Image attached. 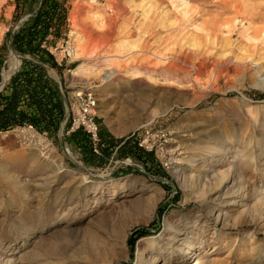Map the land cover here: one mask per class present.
Masks as SVG:
<instances>
[{"label": "rangeland", "instance_id": "1", "mask_svg": "<svg viewBox=\"0 0 264 264\" xmlns=\"http://www.w3.org/2000/svg\"><path fill=\"white\" fill-rule=\"evenodd\" d=\"M16 1L0 0V82L37 61L12 38L40 0ZM226 1L68 0L65 33L49 46L58 68L44 64L64 106L58 130L0 132V264L264 257V0ZM86 91L98 136L134 134L163 174L115 152L95 159L96 143L71 128Z\"/></svg>", "mask_w": 264, "mask_h": 264}, {"label": "trees", "instance_id": "2", "mask_svg": "<svg viewBox=\"0 0 264 264\" xmlns=\"http://www.w3.org/2000/svg\"><path fill=\"white\" fill-rule=\"evenodd\" d=\"M67 4L68 0H40L29 23L13 35L14 48L21 53L33 55L37 61L23 59L21 66L0 90V132L17 127H31L53 135L58 130L64 116V106L59 85L49 76L44 64L58 68L49 46H54L65 33ZM16 6H20L18 0ZM65 127H69V122ZM86 136L89 139L88 134ZM96 147L99 151H91V154L99 161L105 162L115 152L119 158L131 157L145 169L155 174H163L154 153L139 145L134 134L114 139L109 136L102 138L99 133ZM153 165L158 170H153ZM147 234L148 229L145 227L133 229L127 239L130 248L134 247L140 237Z\"/></svg>", "mask_w": 264, "mask_h": 264}, {"label": "built area", "instance_id": "3", "mask_svg": "<svg viewBox=\"0 0 264 264\" xmlns=\"http://www.w3.org/2000/svg\"><path fill=\"white\" fill-rule=\"evenodd\" d=\"M81 96V94H78ZM82 102L79 104L76 114L71 118V128H82L97 143L99 141V127L95 118V98L90 91L84 92L81 96Z\"/></svg>", "mask_w": 264, "mask_h": 264}, {"label": "bare ground", "instance_id": "4", "mask_svg": "<svg viewBox=\"0 0 264 264\" xmlns=\"http://www.w3.org/2000/svg\"><path fill=\"white\" fill-rule=\"evenodd\" d=\"M229 3H228V1H226L225 0V5L224 6H226L227 7V5H228ZM230 5V4H229ZM238 9H240V5H238V3H235L234 4V10L237 12L238 11ZM242 9V8H241ZM239 12V11H238ZM221 23H223V22H221ZM226 23V22H225ZM230 23V22H229ZM222 26H223V24H222ZM247 40V39H246ZM11 50V49H10ZM11 53H13V51L11 50L10 51ZM250 55V54H249ZM4 71V70H3ZM14 70H10L9 72H5L3 75H2V81L0 82V86L2 85V82L3 81H5L6 79H8V77H9V75L13 72ZM104 74V76H102V82L104 83V82H106V81H108V80H110L111 78H113L114 77V71L113 70H108V68H106L105 69V71L103 72ZM116 75V74H115ZM77 94H79V92H77ZM70 155V154H69ZM224 187H225V185H224ZM225 193H227L226 191H224L223 192V194H222V197H224L225 196ZM141 202V200H137L136 201V203L138 204V203H140ZM209 204V203H208ZM219 216V215H218ZM192 246V242H191V240H189L188 241V243L186 244V247H179L178 248V252L179 253H181L180 255H185L186 253H187V249L186 248H190ZM191 250V249H190ZM189 252V251H188ZM264 262V257H262L261 259H260V261L258 262V260H256V262H253V260H248L245 264H251L252 262L254 263V264H260V262Z\"/></svg>", "mask_w": 264, "mask_h": 264}, {"label": "water", "instance_id": "5", "mask_svg": "<svg viewBox=\"0 0 264 264\" xmlns=\"http://www.w3.org/2000/svg\"><path fill=\"white\" fill-rule=\"evenodd\" d=\"M16 70H17V69H16ZM16 70H14V71L9 75V77H8L7 80H9V78L11 77V75H12ZM4 85H5V81L2 82V85L0 86V90L3 88Z\"/></svg>", "mask_w": 264, "mask_h": 264}]
</instances>
